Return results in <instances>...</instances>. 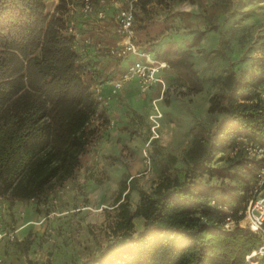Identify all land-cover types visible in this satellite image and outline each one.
Segmentation results:
<instances>
[{
    "label": "trees",
    "instance_id": "trees-1",
    "mask_svg": "<svg viewBox=\"0 0 264 264\" xmlns=\"http://www.w3.org/2000/svg\"><path fill=\"white\" fill-rule=\"evenodd\" d=\"M257 49L255 68H231L228 90L209 98L208 112L219 118L193 136L179 174H164L152 191L137 188L133 177L121 180L113 236L80 264H247L260 238L238 226L224 230L227 213L218 204L236 216L259 166L242 149L224 153L241 135L264 143V40ZM79 56L46 0H0V193L9 200L48 195L88 150L87 124L97 103ZM217 152L224 154L214 162ZM201 173L218 180L202 181ZM133 189L139 195L134 210ZM137 216L143 228L133 235ZM255 264H264V254Z\"/></svg>",
    "mask_w": 264,
    "mask_h": 264
},
{
    "label": "rangeland",
    "instance_id": "rangeland-1",
    "mask_svg": "<svg viewBox=\"0 0 264 264\" xmlns=\"http://www.w3.org/2000/svg\"><path fill=\"white\" fill-rule=\"evenodd\" d=\"M78 4L79 0H46V11L65 26L71 8L78 22L87 18L79 14ZM134 31L141 48L166 61L158 72L161 81L142 93L137 77L126 78L121 88L129 80L132 89H124L119 101L97 103L87 124L92 137L88 150L75 173L48 195L39 200H9L0 193V264L82 263L97 255L113 236L121 180L128 183L133 177L137 188L152 191L164 174H179L193 136L219 118L208 112L209 98L228 90L231 68H255L257 44L264 40V0H152L138 6ZM93 41L95 47L100 42ZM86 45L78 42L75 49L79 62L87 59L98 67L96 81L105 74L109 80L118 73L122 77L127 65L137 59L129 55L125 57L129 61L120 63L125 58L105 53L107 46L93 49L99 56L94 61L92 49L84 53ZM119 64L126 70H119ZM100 67L104 70L97 74ZM262 90L264 83L259 88L264 102ZM157 111L161 113L159 135L152 138L150 116ZM224 153L217 152L214 162ZM198 178L218 180L208 173ZM128 200L134 210L139 201L136 189L130 190ZM133 223L136 235L143 219L137 216Z\"/></svg>",
    "mask_w": 264,
    "mask_h": 264
},
{
    "label": "built area",
    "instance_id": "built-area-1",
    "mask_svg": "<svg viewBox=\"0 0 264 264\" xmlns=\"http://www.w3.org/2000/svg\"><path fill=\"white\" fill-rule=\"evenodd\" d=\"M152 0H79L78 9L82 16L88 17L99 22L106 21L108 15L114 26V34L116 35V43L105 48V53L118 59L135 55L137 59L128 66L124 75L120 78L111 80V93L116 94L122 87L123 80L132 76L137 77V84L140 92L146 93L152 84L161 79L158 77L160 69L167 66L166 61H163L141 48L136 42V35L134 31L135 16L137 8L143 3H149ZM75 8L69 9V16L65 18L64 31L71 35L76 43L91 44L93 43V36L87 34L81 35V30L77 25V20L74 19ZM97 48H101V42L96 43ZM79 69L82 78L86 85L92 92V96L96 103L106 105L109 103V96L104 95L103 84L94 80L96 69L91 63L85 60L79 62ZM85 76V78H84ZM88 76V78L86 77ZM264 96V90L261 92ZM161 116L160 112L151 114L153 124L151 126L152 138L159 135L158 118ZM238 149H242L253 160L259 162V166L254 173L251 185L247 192L246 200L242 202L241 208L237 215H233V208L229 205L219 203L218 207L227 213L224 230L229 231L236 226L242 227L245 230H250L257 234L260 238V245L253 249L247 256V264H255L259 255L264 254V143L248 140L244 135L239 136L236 144L230 149L233 153ZM149 165L150 160H145ZM212 203H215L212 200ZM10 238L14 236V231L9 232ZM1 237V233H0Z\"/></svg>",
    "mask_w": 264,
    "mask_h": 264
},
{
    "label": "crops",
    "instance_id": "crops-1",
    "mask_svg": "<svg viewBox=\"0 0 264 264\" xmlns=\"http://www.w3.org/2000/svg\"><path fill=\"white\" fill-rule=\"evenodd\" d=\"M81 13V11L79 10V14ZM82 15V14H80ZM85 19V20H84ZM88 17L87 18H81L82 21H77V25L78 27L80 28L81 30V35L83 36L84 35H87V34H93V38L97 41H100L102 43V47H107V46H110L109 44L111 43H116V35L114 34V26H113V22H112V19H111V15L109 14L108 15V18L106 21H102V22H96L92 19H89ZM89 21V24L86 22ZM84 21V22H83ZM77 45H78V42L76 43V48H77ZM86 45V44H84ZM84 50V53H89V49H95L96 50V47L94 44H87L86 46H84L82 48ZM87 50V51H86ZM93 50L91 51L92 52V56L90 55V57L92 59L96 58V51ZM98 51V50H97ZM83 52H81L82 54ZM86 59V58H85ZM97 60H94V61H99V56L96 58ZM128 58H125L123 61H121L120 63H124L125 61H129L127 60ZM87 60V59H86ZM85 60V61H86ZM95 66V65H94ZM120 70V68H123V65L120 67V64L119 66H117ZM128 67V65H127ZM97 66H95V69L97 70ZM126 70V68H123ZM103 68L100 67V70L97 71V74L101 71V73L103 72ZM117 74V73H116ZM105 76L106 74L103 76V77H100L97 81L98 82H101L103 84V91H104V95L105 96H109V105H112L113 103H116L117 101H119L120 97L124 96V91L127 90H131L132 89V83L128 80L123 88L119 89L117 91L116 94H112L111 93V89H112V85H111V80L112 78L116 79L119 77V73L117 74V76H114L112 77L110 80H109V77L107 79H105ZM97 78V77H96ZM133 78V77H132ZM130 78V80L132 79ZM105 79V80H104ZM104 80V81H103ZM136 84V83H135ZM125 89V90H124Z\"/></svg>",
    "mask_w": 264,
    "mask_h": 264
}]
</instances>
